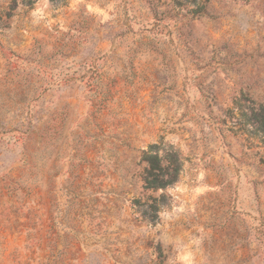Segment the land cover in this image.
Listing matches in <instances>:
<instances>
[{
  "label": "rangeland",
  "instance_id": "obj_1",
  "mask_svg": "<svg viewBox=\"0 0 264 264\" xmlns=\"http://www.w3.org/2000/svg\"><path fill=\"white\" fill-rule=\"evenodd\" d=\"M262 117L264 0H0V264H264Z\"/></svg>",
  "mask_w": 264,
  "mask_h": 264
},
{
  "label": "trees",
  "instance_id": "obj_2",
  "mask_svg": "<svg viewBox=\"0 0 264 264\" xmlns=\"http://www.w3.org/2000/svg\"><path fill=\"white\" fill-rule=\"evenodd\" d=\"M260 128L264 133V117L260 122ZM144 160L147 163L143 177L145 189L162 190L176 182L180 165L175 153L168 152L162 159L156 154L146 155ZM156 207H152L153 211H156Z\"/></svg>",
  "mask_w": 264,
  "mask_h": 264
}]
</instances>
